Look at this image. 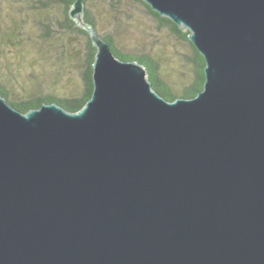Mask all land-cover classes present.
<instances>
[{
  "label": "water",
  "instance_id": "1",
  "mask_svg": "<svg viewBox=\"0 0 264 264\" xmlns=\"http://www.w3.org/2000/svg\"><path fill=\"white\" fill-rule=\"evenodd\" d=\"M187 30L203 88L168 101L85 22L70 112L0 95V264H264V0H141Z\"/></svg>",
  "mask_w": 264,
  "mask_h": 264
},
{
  "label": "rangeland",
  "instance_id": "2",
  "mask_svg": "<svg viewBox=\"0 0 264 264\" xmlns=\"http://www.w3.org/2000/svg\"><path fill=\"white\" fill-rule=\"evenodd\" d=\"M83 7L98 33L111 35L120 50L157 58L168 84L180 87L191 76L188 45L159 28L140 4L132 0H87ZM58 9H53L57 16ZM45 19V13L25 0H0V32L15 26L26 32L21 47L0 39V73L17 77L30 89L58 96L76 94L82 86L83 38L39 40V22ZM13 94L18 97L17 91Z\"/></svg>",
  "mask_w": 264,
  "mask_h": 264
},
{
  "label": "trees",
  "instance_id": "3",
  "mask_svg": "<svg viewBox=\"0 0 264 264\" xmlns=\"http://www.w3.org/2000/svg\"><path fill=\"white\" fill-rule=\"evenodd\" d=\"M75 0H25L32 8L46 14V19L39 22L41 32L37 37L42 41H50L64 38H72L79 36L83 38L84 50L82 53V86L81 89L73 95L58 96L42 89H30L25 82L20 81L15 76H9L0 73V95L6 101L19 111L25 113L28 110L39 108L43 103L55 102L70 112L80 110L86 101L90 98L93 83L91 79L92 63L96 48L93 46L89 34L81 27L77 26L75 21L68 15ZM87 0H83L86 3ZM124 1V0H118ZM141 5L143 10L157 23L159 28H164L175 39L180 40L188 45L190 49V57L188 63L192 68V74L188 80L178 86L168 84L162 77L160 63L157 58L150 54H132L120 50L109 34H100L102 38L110 44L113 53L122 60H136L146 69L147 78L153 89L168 101L176 98H192L203 88L204 83V65L205 60L199 53L197 48L188 40V31L179 28L174 22L166 17L160 16L153 11L150 6L141 0H132ZM59 8V15H55L53 9ZM84 21L93 25L96 24L92 19L88 9L84 10ZM97 29V28H96ZM25 34L22 30H18L17 26L0 32V39H6L11 45L21 47L25 42ZM18 92V97H14L13 93Z\"/></svg>",
  "mask_w": 264,
  "mask_h": 264
}]
</instances>
